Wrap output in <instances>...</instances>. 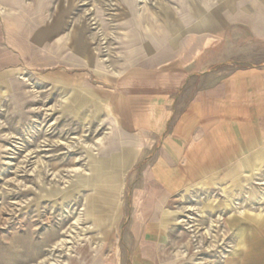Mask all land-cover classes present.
<instances>
[{
	"label": "rangeland",
	"instance_id": "1",
	"mask_svg": "<svg viewBox=\"0 0 264 264\" xmlns=\"http://www.w3.org/2000/svg\"><path fill=\"white\" fill-rule=\"evenodd\" d=\"M262 66L264 0H0V264H238L264 224V164L209 169L150 232L135 219L193 98ZM127 149L113 220L89 181Z\"/></svg>",
	"mask_w": 264,
	"mask_h": 264
},
{
	"label": "crops",
	"instance_id": "2",
	"mask_svg": "<svg viewBox=\"0 0 264 264\" xmlns=\"http://www.w3.org/2000/svg\"><path fill=\"white\" fill-rule=\"evenodd\" d=\"M193 99L177 120L172 138L166 141L159 173L156 171L155 174L144 176L145 190L139 192L144 196L143 203L140 201L143 207L141 216L135 219V225L140 224L142 218L148 220L144 225L149 228V232L162 220V207L170 196L193 180L215 178L216 174H205L209 169L220 166L224 171L217 177L226 178L229 177L227 164L239 162L247 168L246 165L252 163L250 174H257L258 167L255 164H264V66L235 71L225 77L220 86L201 91ZM196 125L200 128L199 139L192 140ZM189 142L190 148L187 147ZM182 152L188 165L170 168L168 162L177 159ZM131 156V150L128 149L120 160L113 156L110 160L112 167L107 174H100L94 169L96 175L89 181L96 193L90 200L92 210H111L115 212V220L119 170L129 163ZM205 169H208L207 172L203 171ZM247 176L244 174L242 180H246ZM128 219L131 229V212ZM256 220L255 236L250 241L255 242V245L250 244L249 252L242 253L238 264L255 263L252 261V250H258L264 226L259 217Z\"/></svg>",
	"mask_w": 264,
	"mask_h": 264
}]
</instances>
